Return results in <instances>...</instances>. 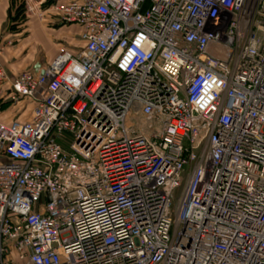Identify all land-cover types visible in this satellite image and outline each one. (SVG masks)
Returning a JSON list of instances; mask_svg holds the SVG:
<instances>
[{
	"label": "built area",
	"instance_id": "obj_1",
	"mask_svg": "<svg viewBox=\"0 0 264 264\" xmlns=\"http://www.w3.org/2000/svg\"><path fill=\"white\" fill-rule=\"evenodd\" d=\"M23 4L81 44L0 60L34 103L0 122V264H264V0Z\"/></svg>",
	"mask_w": 264,
	"mask_h": 264
},
{
	"label": "crops",
	"instance_id": "obj_2",
	"mask_svg": "<svg viewBox=\"0 0 264 264\" xmlns=\"http://www.w3.org/2000/svg\"><path fill=\"white\" fill-rule=\"evenodd\" d=\"M17 6L12 0H0V45L5 46L0 60L8 76L16 77L24 71L40 72L53 61L61 49L74 51L80 47L78 28L57 24L47 17L26 16L20 33H8L9 20L17 22L13 21L8 13L15 11ZM9 38H13L11 44ZM6 44L10 47H6ZM0 95L2 103H11V106L0 114V122L25 119L34 106V103L27 99L13 102L9 84L0 87ZM2 162L4 158L0 157V163Z\"/></svg>",
	"mask_w": 264,
	"mask_h": 264
},
{
	"label": "rangeland",
	"instance_id": "obj_3",
	"mask_svg": "<svg viewBox=\"0 0 264 264\" xmlns=\"http://www.w3.org/2000/svg\"><path fill=\"white\" fill-rule=\"evenodd\" d=\"M10 2H11V0H10ZM12 3H15V5L17 6V8L15 9V11L13 10V12H12V10L8 13V16L9 17H12V19H14L13 21H17V22H15V23H13L11 20H9L10 22H8L9 23V30H8V33H10V34H13V33H20L21 31H22V27H23V24H24V19H25V17L26 16H31V15H29V14H27L26 13V10H25V6H24V4H23V0H12ZM16 23H18V24H16ZM15 24L17 25V26H15ZM11 27V28H10ZM13 36H15V35H13ZM14 38V37H13ZM13 38H9L10 39V44H11V41H12V39ZM14 41V40H13ZM14 44V43H13ZM6 47H10V46H8L7 44H6ZM4 49H5V46H2V50H3V52H4ZM1 96V95H0ZM5 103V104H4ZM4 103H2V100H0V114L3 112V111H6V109L5 108H8L9 106H11V103H9V101H6V102H4ZM25 105V104H24ZM14 106V105H13ZM3 119V118H2ZM0 157H2V153L0 152ZM179 195H180V190H177V191H175V199H174V201H173V205H172V215H173V217H174V211H175V206H176V198H178L179 197Z\"/></svg>",
	"mask_w": 264,
	"mask_h": 264
}]
</instances>
